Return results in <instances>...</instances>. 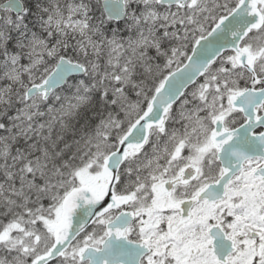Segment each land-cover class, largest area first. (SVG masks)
Returning <instances> with one entry per match:
<instances>
[{"label": "snow or ice", "instance_id": "obj_1", "mask_svg": "<svg viewBox=\"0 0 264 264\" xmlns=\"http://www.w3.org/2000/svg\"><path fill=\"white\" fill-rule=\"evenodd\" d=\"M0 264H264V0H0Z\"/></svg>", "mask_w": 264, "mask_h": 264}]
</instances>
